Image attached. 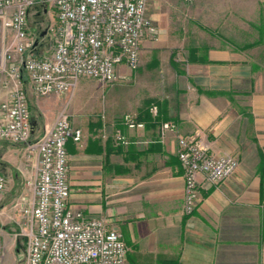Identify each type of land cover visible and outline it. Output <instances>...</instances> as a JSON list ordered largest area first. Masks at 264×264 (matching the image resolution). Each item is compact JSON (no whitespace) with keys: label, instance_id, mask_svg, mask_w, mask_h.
<instances>
[{"label":"crops","instance_id":"crops-1","mask_svg":"<svg viewBox=\"0 0 264 264\" xmlns=\"http://www.w3.org/2000/svg\"><path fill=\"white\" fill-rule=\"evenodd\" d=\"M165 1L150 0L159 39L143 40L139 67L121 64L126 78L103 92L84 86L70 105L83 138L66 143L68 206L118 228L126 264H264V0L182 1L178 24L167 20ZM6 98L0 85V103ZM127 112L144 127L130 128ZM40 119L51 124L54 112ZM164 121L176 122L178 132L162 136ZM196 131L211 142V154L236 155L239 166L219 185L201 180L188 215L178 134ZM34 165L25 143L0 139V173L9 180L0 264H24L21 214L12 204L28 192Z\"/></svg>","mask_w":264,"mask_h":264},{"label":"built area","instance_id":"built-area-1","mask_svg":"<svg viewBox=\"0 0 264 264\" xmlns=\"http://www.w3.org/2000/svg\"><path fill=\"white\" fill-rule=\"evenodd\" d=\"M193 3L195 0H182ZM150 0H0V79L7 98L0 103V139L27 145L34 157L26 178L27 193L14 201L21 212L26 236L25 264H126L127 245L118 228L102 217H88L68 206L70 191L66 143L81 145L83 132L74 127L68 103L55 122L34 138L29 92L62 94L72 98L82 78L113 85L126 78L120 65L139 67L145 38L159 39V28L149 14ZM53 8L55 21L46 34L48 55L40 39L30 32V15ZM46 12V9L43 13ZM151 110L157 114L158 107ZM130 128L144 127L131 112L124 114ZM178 132L174 121L161 123V134ZM119 138L125 139L122 133ZM211 142L200 131L178 134V155L185 170L184 212L198 205L201 180L219 185L234 175L236 155H213ZM9 190L7 175L0 173V200Z\"/></svg>","mask_w":264,"mask_h":264},{"label":"rangeland","instance_id":"rangeland-1","mask_svg":"<svg viewBox=\"0 0 264 264\" xmlns=\"http://www.w3.org/2000/svg\"><path fill=\"white\" fill-rule=\"evenodd\" d=\"M165 3L167 5L171 4V9H169V11H167L166 15L167 20H169V22H174L176 24L181 23L182 22V0H167L165 1ZM46 9V12L43 13V11ZM43 10V8L41 9H37L35 12H33L30 15V19H29V26H30V32L32 34L35 35V37L40 39L41 42V52L44 53L45 55H48L50 53L51 50V38L49 37V35H47L46 33V29L49 25V23L55 21L56 16H55V12L53 10V8L49 7V10H47L48 8H45ZM153 18V17H152ZM128 84V88H130V83L127 82ZM0 85L3 86V89H7V87L4 85L3 82L0 81ZM116 85V84H115ZM114 85V86H115ZM86 86L87 91H94V92H103L104 88H106V84L99 82V81H95L92 80L90 78H82L79 80V82L77 83L76 89L73 93V96L71 99H69L66 95H63V98L60 99L57 96L55 97L53 94H44V95H32L30 93V105H31V113H32V117L38 121L37 123V128L34 131V138H37L38 136L42 135V133H44L46 127L50 126L51 124H53L55 122V119L57 117V114L59 112V110L66 105L68 102V111L72 116V112L70 110V105L72 104V101L74 100V98H76L77 96H80L84 93L83 92V87ZM90 89V90H89ZM92 94V93H91ZM100 95H104V93H100ZM107 95V94H105ZM104 95V97H105ZM55 97V98H54ZM82 98V97H81ZM43 104H47L50 105L52 104V110L50 109H44ZM58 106V107H57ZM56 109H54V108ZM50 112H54V121L51 124H48L47 122H45L43 120V124L41 123V118H46V120H50L48 119ZM47 123V124H46ZM4 199V198H3ZM0 200V205H1V201ZM8 211V210H6ZM5 210H0V213H7ZM12 212L14 214H17L20 212L19 208L16 207L14 205V201L12 204ZM21 214V212H20ZM22 219H19V223L21 224ZM18 234L21 236L22 238V242L20 243V250L24 253L22 261H24L25 264V256H26V247H27V240H26V236L22 233L21 229L18 232Z\"/></svg>","mask_w":264,"mask_h":264},{"label":"water","instance_id":"water-1","mask_svg":"<svg viewBox=\"0 0 264 264\" xmlns=\"http://www.w3.org/2000/svg\"><path fill=\"white\" fill-rule=\"evenodd\" d=\"M44 33H46V32H44Z\"/></svg>","mask_w":264,"mask_h":264}]
</instances>
